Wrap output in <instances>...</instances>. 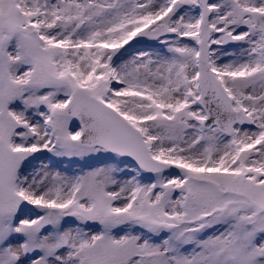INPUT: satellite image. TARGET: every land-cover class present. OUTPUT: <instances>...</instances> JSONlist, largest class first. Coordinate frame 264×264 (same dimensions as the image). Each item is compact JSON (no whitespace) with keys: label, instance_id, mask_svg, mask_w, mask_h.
<instances>
[{"label":"snow or ice","instance_id":"snow-or-ice-1","mask_svg":"<svg viewBox=\"0 0 264 264\" xmlns=\"http://www.w3.org/2000/svg\"><path fill=\"white\" fill-rule=\"evenodd\" d=\"M0 264H264V0H0Z\"/></svg>","mask_w":264,"mask_h":264},{"label":"rangeland","instance_id":"rangeland-1","mask_svg":"<svg viewBox=\"0 0 264 264\" xmlns=\"http://www.w3.org/2000/svg\"><path fill=\"white\" fill-rule=\"evenodd\" d=\"M48 156H51L49 153ZM43 161L44 163H49L51 165V170L60 171L68 176H74L81 174L83 171H87L91 167L97 166L100 162L96 159L92 158H66V157H53L51 161L47 159V157L41 156L37 160L33 161L31 167L27 169L28 172L38 171L39 164ZM131 173V169H129V175ZM128 178V177H126Z\"/></svg>","mask_w":264,"mask_h":264}]
</instances>
